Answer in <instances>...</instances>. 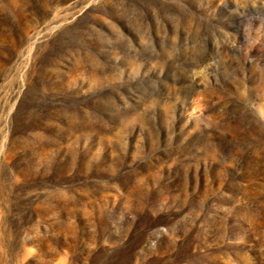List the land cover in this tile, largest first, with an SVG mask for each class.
Returning <instances> with one entry per match:
<instances>
[{
	"label": "rangeland",
	"instance_id": "obj_1",
	"mask_svg": "<svg viewBox=\"0 0 264 264\" xmlns=\"http://www.w3.org/2000/svg\"><path fill=\"white\" fill-rule=\"evenodd\" d=\"M0 264H264V0H0Z\"/></svg>",
	"mask_w": 264,
	"mask_h": 264
}]
</instances>
